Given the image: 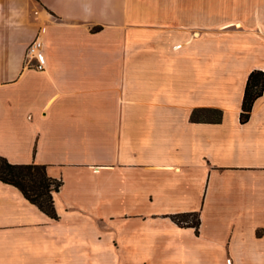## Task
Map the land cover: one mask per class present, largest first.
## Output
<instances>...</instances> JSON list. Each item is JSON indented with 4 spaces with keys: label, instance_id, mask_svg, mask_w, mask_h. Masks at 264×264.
<instances>
[{
    "label": "crops",
    "instance_id": "0c3cea01",
    "mask_svg": "<svg viewBox=\"0 0 264 264\" xmlns=\"http://www.w3.org/2000/svg\"><path fill=\"white\" fill-rule=\"evenodd\" d=\"M254 69L264 0H0V155L62 181L52 218L0 180V264H264Z\"/></svg>",
    "mask_w": 264,
    "mask_h": 264
},
{
    "label": "trees",
    "instance_id": "16d2710c",
    "mask_svg": "<svg viewBox=\"0 0 264 264\" xmlns=\"http://www.w3.org/2000/svg\"><path fill=\"white\" fill-rule=\"evenodd\" d=\"M263 92L264 71L254 69L248 76L244 91L240 113V120L243 123L249 120L253 105L262 96ZM210 114L215 117H207ZM222 114V110L217 108H198L192 112L191 118L194 121L204 119L220 121ZM0 180L18 187L27 199L52 218L58 217L54 202V193L59 191L62 181L51 177L45 165L35 162L16 164L0 155ZM173 217L181 224L188 223L195 226L198 232L201 222L198 212L175 214Z\"/></svg>",
    "mask_w": 264,
    "mask_h": 264
},
{
    "label": "built area",
    "instance_id": "2783aa9c",
    "mask_svg": "<svg viewBox=\"0 0 264 264\" xmlns=\"http://www.w3.org/2000/svg\"><path fill=\"white\" fill-rule=\"evenodd\" d=\"M27 64L38 70H44L46 67V54L44 50V41L37 36L29 44L26 50Z\"/></svg>",
    "mask_w": 264,
    "mask_h": 264
},
{
    "label": "rangeland",
    "instance_id": "374dc122",
    "mask_svg": "<svg viewBox=\"0 0 264 264\" xmlns=\"http://www.w3.org/2000/svg\"><path fill=\"white\" fill-rule=\"evenodd\" d=\"M207 117H215L214 115H212V114H210V115H208ZM191 218H196V217H191Z\"/></svg>",
    "mask_w": 264,
    "mask_h": 264
}]
</instances>
